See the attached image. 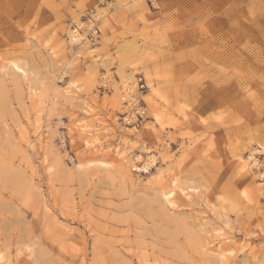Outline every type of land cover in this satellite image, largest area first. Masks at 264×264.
<instances>
[{"label": "rangeland", "instance_id": "1", "mask_svg": "<svg viewBox=\"0 0 264 264\" xmlns=\"http://www.w3.org/2000/svg\"><path fill=\"white\" fill-rule=\"evenodd\" d=\"M12 58L30 78L0 72V264H219L221 230L228 264H264V0H0ZM164 171L186 187L170 218Z\"/></svg>", "mask_w": 264, "mask_h": 264}, {"label": "bare ground", "instance_id": "2", "mask_svg": "<svg viewBox=\"0 0 264 264\" xmlns=\"http://www.w3.org/2000/svg\"><path fill=\"white\" fill-rule=\"evenodd\" d=\"M137 7H140L141 4L139 3L138 5H136ZM142 7V6H141ZM165 14V13H164ZM165 16V15H164ZM166 17V16H165ZM167 18V17H166ZM170 19V18H169ZM168 19V20H169ZM192 20V19H190ZM171 21V20H170ZM169 21V22H170ZM180 22V21H179ZM183 22V21H182ZM189 22V20H188ZM193 22V21H192ZM183 24V23H182ZM185 24V23H184ZM189 24V23H188ZM165 27V26H164ZM81 38V35L77 32V30H74L72 35H71V39L72 40H80ZM21 60L19 59H16V58H12V59H9L8 62L4 63V64H1L0 65V72H5L8 73V71H6L7 69L11 70L15 75L18 76L21 75L23 76L24 78L27 77L30 78V75H29V71L28 69H26V66L24 64H22V62H20ZM4 74V73H3ZM9 74V73H8ZM15 79V78H14ZM33 80L34 77L32 78ZM107 79H112L111 75H108L105 77V80L106 81ZM36 81V80H35ZM34 81V82H35ZM109 81V80H108ZM16 84L18 85L19 82L18 80H15ZM37 82V81H36ZM77 81L76 80H73L71 82V84L69 83L68 87L66 89H64L63 92H61L65 97L69 98V99H72V98H77L79 97V95H72L71 93H74L75 90H73L72 88L75 86L76 87V83ZM38 83V82H37ZM37 83H34V84H37ZM136 85L135 82H130V81H125V80H122L121 82V87H120V92L123 94L122 97L123 99L126 100V98H128L129 100V103L126 105L127 108H130L132 109V107H135L136 105H134L136 102V99L134 96L135 95V92H136ZM35 86V85H34ZM54 85H52L53 87ZM33 87V86H32ZM37 87V86H35ZM48 87V86H47ZM50 87V86H49ZM58 88V87H56ZM20 89V88H19ZM53 89H55V87H53ZM75 89V88H74ZM49 92H51V89L49 88ZM61 90V89H60ZM34 91V90H33ZM38 91V90H37ZM48 91V90H47ZM80 91V90H79ZM55 92V91H54ZM58 92V90H57ZM34 95L36 96L37 92L34 91ZM37 93V94H36ZM53 93V91H52ZM41 94V93H40ZM39 94V95H40ZM48 95V94H47ZM54 95V94H53ZM42 96V95H41ZM50 96V95H49ZM55 97L57 96L56 94L54 95ZM37 97V96H36ZM47 96H45L46 98ZM50 97H53V96H50ZM50 97H48L50 99ZM59 97V95H58ZM40 98V97H39ZM47 99V98H46ZM36 100V99H35ZM53 100V98H51V101ZM56 100V99H55ZM43 101V100H42ZM57 101V100H56ZM50 102V101H49ZM127 102V100H126ZM57 103V102H56ZM51 104V103H50ZM128 109V110H130ZM136 109V108H135ZM128 112V111H127ZM129 120V119H128ZM156 120H158L156 118ZM80 122V121H79ZM30 124H33V123H30ZM38 125V123H37ZM45 126V125H44ZM36 127V126H35ZM45 130L46 131H49L48 127L45 126ZM77 127L83 131V133L88 137L89 139V144L91 145V147H97V146H103V144H99V138H98V133H94L95 131L94 130H90L89 127H91L89 124L87 123H81V124H77ZM35 129V128H34ZM43 127L40 125L39 123V126L36 128V130L34 131V137L32 139L30 138H27V149L28 148H31L32 150L35 149L37 147L39 148H43L44 147V143H45V136H44V132L45 131H42ZM26 131V130H25ZM27 133V132H26ZM25 134V133H24ZM28 136V134H26ZM25 135V136H26ZM44 149V148H43ZM98 156V155H97ZM252 154L250 155V157L252 158ZM139 157V156H138ZM137 157V158H138ZM125 158V157H124ZM244 158V157H243ZM242 157H240V159H243ZM249 158V157H248ZM152 159V160H150ZM102 163V164H105L106 168L110 167L113 165V163L111 162H103L102 161H86L84 164L81 163V164H78V165H90L92 163ZM254 160L252 161H249L248 159L246 160V165L247 166H251L253 164ZM154 159H153V155L150 156L149 160H146V164H144L143 168L140 167V169H143L145 171L148 170V168L152 165L154 166ZM154 164V165H153ZM244 164V163H243ZM245 165V166H246ZM100 166H103L105 167L104 165H100ZM90 167V166H89ZM137 167V166H136ZM121 170V169H120ZM119 171V170H118ZM159 176V175H158ZM263 177H264V173H263ZM161 179H166V182L162 183L160 181V191L157 193V198H156V201L160 204H162V208H161V213L166 216L167 218H170V215L174 214V212L176 211L177 207H178V204H177V201L175 199V191H177L176 189H178L179 191L181 192H185L186 190V187L185 185L181 184L179 182V178L177 175L175 174H172V173H169L168 172L166 173L165 171L164 172H160V177ZM127 179H131V176L129 174V172L127 173ZM158 179V177H157ZM159 181V180H158ZM163 181V180H162ZM188 189V188H187ZM244 189V188H243ZM247 191V190H245ZM244 191V195L246 194V192ZM248 194V193H247ZM221 197V196H220ZM247 200L250 201L251 198L247 197ZM47 204V203H46ZM46 206V205H45ZM176 213V212H175ZM175 215V214H174ZM169 216V217H168ZM176 217V216H175ZM171 218L174 219L173 216H171ZM178 218V217H177ZM184 218V217H183ZM213 229H216V228H213ZM218 229V228H217ZM221 230V229H219ZM218 232V230H216ZM221 231H219L220 234H215L214 236L216 237L215 239H212L210 241H208L206 243V245L201 248L205 249L204 252L205 254H208V255H213L215 256L216 258V261L219 263V264H228L229 263V259L231 256L230 254H232L234 252V249L232 248V245L233 243H236L238 241V239L235 237V233L234 232H228V233H221ZM214 234V233H213ZM213 236V237H214ZM212 237V238H213ZM202 249V250H203ZM34 252V251H32ZM1 251H0V261L3 259V256H1ZM210 256V257H211Z\"/></svg>", "mask_w": 264, "mask_h": 264}]
</instances>
